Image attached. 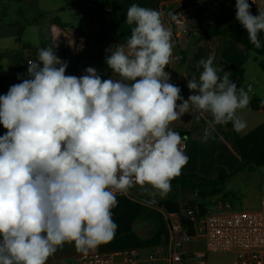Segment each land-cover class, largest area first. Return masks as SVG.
Segmentation results:
<instances>
[{
  "label": "clouds",
  "instance_id": "clouds-1",
  "mask_svg": "<svg viewBox=\"0 0 264 264\" xmlns=\"http://www.w3.org/2000/svg\"><path fill=\"white\" fill-rule=\"evenodd\" d=\"M250 7L236 0V20L259 49L264 10L253 15ZM161 16L137 4L127 9L130 38L106 50L114 78L93 67L67 75L55 43L39 48L28 78L0 95V264H47L66 243L87 256L115 236L117 193L138 185L164 198L189 160L187 136L170 127L184 114H211L204 143L216 125L246 128L236 113L250 105L252 85L221 76L214 56L198 62L188 99L170 83L173 32Z\"/></svg>",
  "mask_w": 264,
  "mask_h": 264
},
{
  "label": "crops",
  "instance_id": "crops-1",
  "mask_svg": "<svg viewBox=\"0 0 264 264\" xmlns=\"http://www.w3.org/2000/svg\"><path fill=\"white\" fill-rule=\"evenodd\" d=\"M42 1H49V3L39 4L38 0H22L20 2L26 10L33 9L38 13L42 17V21L38 18H31L21 20V22L12 21L4 24L1 22L0 49L6 53V61L4 65H0V95L6 94L10 86L28 78L27 69L18 70L16 62H25L27 49L35 50L36 54V51L44 47L46 42L52 46L57 44L56 53L67 50L74 55H79L81 60L78 72L80 74L84 73L87 67H93L104 79L112 72L106 64V57L110 54L106 50L117 44H125L130 38L132 26L126 22V13L132 4H137L160 11L161 19L166 27H170L169 20L179 7L186 6L185 10L187 11L192 7L202 6L200 14L189 19L190 26L200 27L199 34H191L173 40V55L178 56V61L174 63L170 83L180 87L181 96L185 100L194 94L187 87L188 80L193 75L198 78L199 72L202 71V67L197 68L198 62L201 59L214 56L213 64L218 73L221 76L228 74L229 79L238 88L244 87L247 90V85L253 84L250 82L254 78L253 76H257L258 88L262 87L258 98L264 101V77L262 76L264 70H261L259 65V61L263 57L246 50L241 44L227 36L203 37V32L208 24L219 29H226L235 23L236 0ZM205 3L208 4V7L204 6ZM5 5L8 7V4ZM215 6L219 7V11L222 12L220 16L216 15ZM23 10L20 9L19 13H25ZM251 12L255 13L252 10ZM21 28L23 32L19 35ZM52 28H54V32ZM83 33L104 34L107 39L91 43L85 40ZM259 38L264 43V33H261ZM35 59L37 58L35 57ZM231 65L241 66L244 69L243 81L231 77ZM253 65L254 67L258 66L262 72L257 71L251 75L249 70L253 68ZM259 76L260 79H258ZM247 80H250V83L246 84ZM250 94L257 95L258 93H254L252 88ZM245 109L251 110L249 107ZM197 115L199 120L195 118ZM236 115L239 118L240 116L245 118L241 110H238ZM210 119H212L211 114L207 112H194L193 115L186 113L180 120L170 125L175 131L188 133L186 155L189 160L182 169L184 174H197L205 178H213L216 176L218 166H223L232 172L241 162L239 152L232 143L230 131L225 125H216L212 132V138L207 143L202 142L204 129ZM5 132L6 130L0 125V135ZM240 132L242 134V131ZM182 191L184 190H179L177 198L173 195L174 191H170L164 198L159 195L151 197L137 185L132 188L130 194L117 195L118 206L112 210L113 219L118 225L117 231L110 242L101 245L95 251L115 252L133 248L139 252L144 264H167L171 249L170 228L167 210L159 204L172 200L180 206L183 205ZM153 199L155 203H148ZM80 254L73 244H65L49 258L47 264H68ZM150 255L155 256L153 261L149 260Z\"/></svg>",
  "mask_w": 264,
  "mask_h": 264
},
{
  "label": "built area",
  "instance_id": "built-area-1",
  "mask_svg": "<svg viewBox=\"0 0 264 264\" xmlns=\"http://www.w3.org/2000/svg\"><path fill=\"white\" fill-rule=\"evenodd\" d=\"M251 10L259 13L264 10V0H248ZM188 6V5H187ZM186 6L179 7L169 20L172 28L173 40L191 34H199V26H190L189 18L186 15ZM163 12V9H161ZM54 32V28H52ZM26 61L19 63L18 70L27 69L28 61L35 59V50L27 49ZM64 61L62 53H56ZM178 61V56L173 55V59L165 71L171 75L174 63ZM86 73H79L80 77ZM114 78L113 72L106 75L104 79ZM185 154L188 148V136L184 141ZM132 192L130 189L128 194ZM126 193H117L126 194ZM228 207V206H227ZM199 208L195 206L182 213L168 212L167 220L170 228L171 249L167 264H206L207 254L199 252L194 256L184 251V246L195 240L197 237L196 223ZM203 221V232L207 243L208 252H227L231 254L232 264H264V196L261 198L259 207L255 210L235 211L228 207L225 213H207ZM186 220L193 222L195 232L191 233ZM155 256L150 255L149 260L153 261ZM194 260H197L196 262ZM68 264H144L139 252L136 249H125L115 252L93 251L87 256L80 254L74 257Z\"/></svg>",
  "mask_w": 264,
  "mask_h": 264
},
{
  "label": "trees",
  "instance_id": "trees-1",
  "mask_svg": "<svg viewBox=\"0 0 264 264\" xmlns=\"http://www.w3.org/2000/svg\"><path fill=\"white\" fill-rule=\"evenodd\" d=\"M9 1H16L21 2L22 0H9ZM205 7H208V4H204ZM251 6V5H250ZM250 7V11H251ZM252 13V12H251ZM256 15L257 13H252ZM235 23L226 29H219L211 24H208L205 27L203 32V37H209L212 35H223L227 36L243 47L246 50L252 51L256 53L258 56L263 57L259 61L260 68L264 70V43H262V47L256 49L254 45H252L248 39L246 30L241 26V24L236 20V8H235ZM23 29L21 28L19 31V35H21ZM83 37L87 42H102L107 39L104 34H90V33H83ZM52 46L49 42L44 44V47ZM63 54V59L68 63V67L66 69V74L68 75H76L79 74L78 67L80 64V56L74 55L70 51L64 50L61 52ZM38 51H36L35 57L37 58ZM17 59V58H16ZM19 65V62H16V66ZM230 75L232 78L237 79L239 81H243L244 79V69L241 66L231 65L230 66ZM253 111H264V101L260 98H253L248 106ZM231 134V140L234 146L237 148L241 162L238 167L233 172H229L226 168L222 166H218L216 168V176L213 178H205L199 176L197 174H184L181 172V175L174 178L171 181V190L177 194L179 190H184L186 192H192L197 194V196L204 200L208 198H212L218 195L223 194L227 183L229 182L230 178L246 168L250 170L253 169L254 166L261 167L264 166V123L257 126L250 132L245 135H242L241 132H237L233 129L231 123L225 125ZM179 132L182 136H188V133ZM160 206H163L168 212H177L182 213L183 211L190 210L198 206L199 214L198 217H204L209 211L207 210L205 203H195L189 202L187 205H178L176 202L165 201L160 202ZM190 229L191 233L195 232L193 222L190 220H186L184 222ZM67 244V243H66Z\"/></svg>",
  "mask_w": 264,
  "mask_h": 264
},
{
  "label": "rangeland",
  "instance_id": "rangeland-1",
  "mask_svg": "<svg viewBox=\"0 0 264 264\" xmlns=\"http://www.w3.org/2000/svg\"><path fill=\"white\" fill-rule=\"evenodd\" d=\"M45 2L49 3V1L38 0L39 4ZM5 4H8V7H6ZM20 9H24L25 13L20 14ZM29 10L30 9L26 10L23 4L20 2L0 0V28L2 25L1 22L3 24L12 21L21 22V20H29L31 18H38L40 21H42V17H40L38 13H36L33 9H31L30 11ZM214 10L217 16L221 15L222 12L219 11V7L215 6ZM5 56L6 53L0 49V65L5 64ZM261 70L258 66L254 67L253 65V68L249 70V73L251 75H254L253 73H256L257 71L262 72ZM262 76L264 77L263 72ZM253 77L254 78L251 81H246V84L252 82L253 84L251 85L254 93H258L257 95L250 94L251 99L258 98L262 90V87H260V89L258 88L259 82H256L257 76L254 75ZM258 79H260V76ZM241 112L245 115V118H243V116H240V119L246 121L247 125L246 128L242 130V134H245L261 125L262 121L264 120V111L243 109L241 110ZM181 194L182 198L184 199L183 205H187L189 202H204L209 213L213 214L228 212V207L235 211L255 210L259 207L261 198L264 196V166H254L252 170L246 168L245 170L234 174L230 178L223 194L221 195L202 200L197 196V194H194L192 192L182 191ZM173 195L175 198L178 197L176 192H173ZM203 221L204 218L202 217L196 223L197 237L195 238V240L188 242L184 246V251L192 254L193 256L199 252L206 253V264H232V257L230 253L208 252L202 226ZM194 261L196 262L197 260Z\"/></svg>",
  "mask_w": 264,
  "mask_h": 264
},
{
  "label": "water",
  "instance_id": "water-1",
  "mask_svg": "<svg viewBox=\"0 0 264 264\" xmlns=\"http://www.w3.org/2000/svg\"><path fill=\"white\" fill-rule=\"evenodd\" d=\"M202 6H195L190 8L186 11V15L189 19L193 18L194 16H198L201 12Z\"/></svg>",
  "mask_w": 264,
  "mask_h": 264
}]
</instances>
